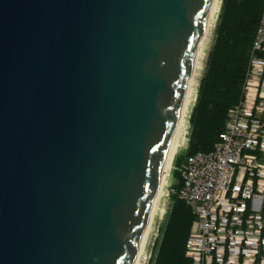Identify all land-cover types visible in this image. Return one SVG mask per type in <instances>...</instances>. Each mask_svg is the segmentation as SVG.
<instances>
[{
    "label": "water",
    "instance_id": "obj_1",
    "mask_svg": "<svg viewBox=\"0 0 264 264\" xmlns=\"http://www.w3.org/2000/svg\"><path fill=\"white\" fill-rule=\"evenodd\" d=\"M212 3L0 0V264L135 263Z\"/></svg>",
    "mask_w": 264,
    "mask_h": 264
},
{
    "label": "built area",
    "instance_id": "obj_2",
    "mask_svg": "<svg viewBox=\"0 0 264 264\" xmlns=\"http://www.w3.org/2000/svg\"><path fill=\"white\" fill-rule=\"evenodd\" d=\"M178 169L179 199L196 216L186 244L193 264H264V12L244 96L221 141Z\"/></svg>",
    "mask_w": 264,
    "mask_h": 264
},
{
    "label": "trees",
    "instance_id": "obj_3",
    "mask_svg": "<svg viewBox=\"0 0 264 264\" xmlns=\"http://www.w3.org/2000/svg\"><path fill=\"white\" fill-rule=\"evenodd\" d=\"M264 12V0H224L213 45L208 53L197 100L190 116L186 156L211 152L226 131L230 112L243 99L250 72L254 39ZM179 192L183 181L176 172ZM161 238L155 245L152 264H193L186 256V244L196 220L191 208L173 196L165 217Z\"/></svg>",
    "mask_w": 264,
    "mask_h": 264
},
{
    "label": "bare ground",
    "instance_id": "obj_4",
    "mask_svg": "<svg viewBox=\"0 0 264 264\" xmlns=\"http://www.w3.org/2000/svg\"><path fill=\"white\" fill-rule=\"evenodd\" d=\"M222 1L223 0H213L212 3V7L210 10V14H209V20H208V24L207 27L204 31L203 34V39L201 40L200 44H199V49H198V53H197V58L195 60V64L193 67V72L185 93V98L183 101V108L180 112V116H179V125L176 129L175 135L173 136L172 142L170 144L169 150H168V154H167V162H166V166H165V170L163 172V176L161 179V183H160V187L159 190L157 192V195L155 197V200L153 202V205L151 207L150 213H149V222H148V226L143 234L141 243L139 245V249H138V255L136 257V261L134 264H147V245L148 242H146V239L149 237L150 235V228H151V224L152 221L154 219V213H155V205L157 202V199L159 197V193L161 191V188L163 187V184L165 182V178L168 176L170 169L173 165L174 162V158L176 156V153L178 151V149L180 148L181 150L186 148L188 146L187 144V132L189 131L190 128V120H189V111L192 107V100H193V96L194 93L196 92V88L199 84L200 78H201V74L203 71V67L206 61V52L210 46V34L211 32L214 30V27L216 25L217 19H218V15H219V11L221 10V6H222ZM261 69V67H259V70ZM250 95H251V99H254V95H255V89L252 88L250 90ZM165 174V175H164ZM169 196V195H168ZM158 214L160 217L164 218V209L162 208V210H160V207H158Z\"/></svg>",
    "mask_w": 264,
    "mask_h": 264
},
{
    "label": "rangeland",
    "instance_id": "obj_5",
    "mask_svg": "<svg viewBox=\"0 0 264 264\" xmlns=\"http://www.w3.org/2000/svg\"><path fill=\"white\" fill-rule=\"evenodd\" d=\"M219 14H220V11H219ZM218 17H219V15H218ZM217 24H218V19H217L216 25ZM216 25H215L214 30L211 32L210 37H209L210 38V43H209L210 46H209V48H208V50L206 52V56H208V53H209V51H210V49H211V47L213 45V41H214V38H215ZM206 61H207V57H206ZM206 61H205L204 67H203V71H202V74H201L200 81H201V79L203 77V72H204V69H205ZM200 81H199V84H198V86L196 88V92L194 93V96H193V100H192L193 104H192V107H191V109L189 111V120H190V116H191L192 110L194 108V105L196 103L197 93H198L199 86H200ZM189 133H190V128H189V131L187 132V135H186L187 144H188ZM187 152H188L187 147L182 149V150L180 148L178 149V151L176 153V156L174 158L173 165H172V167L170 169V172H169L168 176L165 178V182H164L163 187L161 188V191L159 193V197H158L156 205H155L154 219L152 221L151 228H150V235L146 239V242H148V245H147V249H148V251H147V264H152V260H153L154 255H155V245L158 242V240L161 238V230L164 227L165 221H166L165 217H166L168 211L171 208V204L173 203V196L176 195V194L178 195V193H179V192H176V190H175L176 189L175 187L179 183V180H178V178H176L175 175H176V172L180 173V171L178 169L180 164H181V162L179 163L180 157L186 156ZM186 205L189 208H191L188 204H186ZM158 207H160V210H162V208L164 209V212H165L164 218L159 216ZM191 210L193 211L192 208H191ZM193 213H194V211H193ZM193 229H194V224L192 226L191 232L193 231ZM186 256H187V254H186ZM187 258H189V257L187 256Z\"/></svg>",
    "mask_w": 264,
    "mask_h": 264
},
{
    "label": "clouds",
    "instance_id": "obj_6",
    "mask_svg": "<svg viewBox=\"0 0 264 264\" xmlns=\"http://www.w3.org/2000/svg\"><path fill=\"white\" fill-rule=\"evenodd\" d=\"M188 146H189V138H188ZM188 146H187V149H188ZM196 221V220H195ZM195 223V222H194Z\"/></svg>",
    "mask_w": 264,
    "mask_h": 264
}]
</instances>
